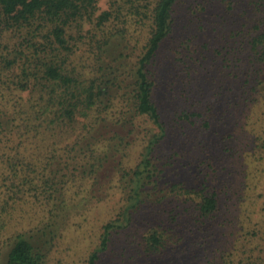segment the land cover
I'll return each mask as SVG.
<instances>
[{
    "label": "trees",
    "instance_id": "1",
    "mask_svg": "<svg viewBox=\"0 0 264 264\" xmlns=\"http://www.w3.org/2000/svg\"><path fill=\"white\" fill-rule=\"evenodd\" d=\"M99 1L0 0V264H53L71 213L88 202L75 205L81 190L74 193L70 184L108 177L114 170L120 175L116 189L122 195V211L103 225L97 246L82 264H107L102 255L115 246V235H125L127 247L133 246L128 253L134 251L135 239L140 240L148 224L146 213L153 224L130 255L133 264H264V219L253 218L258 184L252 186L264 169V118L253 123L245 115L249 118L242 128L251 129V144L242 139L232 148L240 161L252 158L251 174L242 176L241 187L218 173L213 160L221 150L200 140L201 135L193 140L183 133L169 143V154L164 147L171 129H210V120L198 127L195 118L202 120L205 108L212 115L227 108V102L219 100L225 87L215 88L216 79L203 74L210 62L204 54L208 43L200 53L189 37L176 51L186 100L179 107L183 110L175 111L172 126L163 119L150 66L176 30L177 7L186 1L159 0L151 10L149 0H136L130 14L137 23L149 19L150 33L141 56L123 74L116 63L123 68L128 54L115 56L112 50L109 62L103 56L114 46L106 27L122 15H98ZM249 9L241 31H232L230 44L240 37L233 58L224 57L220 65L212 61L227 82L231 77L230 106L234 100L238 103V96L254 102L264 95V0H251ZM202 18L190 19V27L203 29ZM87 24L93 27L87 32L90 44L98 45L95 64L90 60L97 52L81 53ZM119 35L114 40L127 41ZM129 80V86H122ZM205 87L215 91V102H208ZM121 89H127L128 106L118 117L112 110L114 94ZM229 110L223 111V120ZM143 123L149 128L142 131ZM134 146L142 147L138 162L130 160ZM193 168L195 178L190 176ZM30 204L38 218L29 221ZM163 212L167 215L162 220ZM121 258L125 262L127 256Z\"/></svg>",
    "mask_w": 264,
    "mask_h": 264
},
{
    "label": "rangeland",
    "instance_id": "2",
    "mask_svg": "<svg viewBox=\"0 0 264 264\" xmlns=\"http://www.w3.org/2000/svg\"><path fill=\"white\" fill-rule=\"evenodd\" d=\"M158 1L159 0H149V2L151 3V10ZM185 1V4H180V6L177 7L179 14L177 15L176 30L162 45L161 51L156 58V63L150 66V70L154 73L155 81L157 83L156 99L159 100L157 101L159 103V107H161L163 119L167 121L168 124L172 126L175 125L173 122V118L174 120H176L177 118V116L174 115L175 111L177 109H180L179 107L185 106L186 98L182 93L183 68L179 65L181 63L178 61V55L176 51L183 46V42L189 37H192L194 39V41L198 45L200 53L204 50L202 44L208 43L207 50L204 51V54L209 57L210 64L207 63L206 69L203 74L205 76L211 78L214 77L216 79L217 83L215 88H219L221 86L225 87V91H222L223 96L220 97L219 100L227 102V108H225V106H222V108L215 110L213 112V115L210 114L207 108H205L204 117L202 118V120H198L197 118H195L198 127H202V125L204 124V120H210V129L199 128L194 130V128L191 129L190 127L186 130L174 127L175 129H171L169 142L167 141L164 148L169 152V154H171L172 150L170 149L171 146L169 145V143H172L173 140L175 141L183 138V133H187V135L191 136L193 140L201 135L202 138L200 140L211 141L212 143L216 144L222 151H218L213 160L214 165L219 169L218 173L221 174V176H224V178H227L228 183L232 186L239 185L241 187V183L243 182L242 176H248V174H251L249 172L251 168L248 166V161H252V158H248V161H240L239 157L234 156L235 153L234 151H232V148L236 145H239L240 140L242 139L245 140L244 144H251V141L249 140V137L252 135V133L250 132L251 129L247 130L249 131L247 132L242 128V124L245 122L246 118H249L248 116L251 117L253 123H258L261 118H264V95L260 93L259 100L254 102H247V99L245 100L246 96H244V98L243 96H238V103L236 102V100H234L231 102L233 106H230L228 104V101H230L229 98L231 96L228 91V85L231 81V77L227 82V80L224 79V74L221 73L223 72V70H216L215 66L217 65L212 61L215 60L217 64L220 65L224 62V57L227 56L230 59L233 58L232 48L235 47V49H237V47L240 46L238 42L240 40V37L238 36L237 38H235V42L232 40V44H230L233 35L232 31H235L234 34L241 31L243 24L245 23V12L247 9H249L251 0ZM231 1H233L234 5L237 4V6L231 4ZM135 4H137L136 0H101L98 3V15L104 12H110L112 15L114 14L116 16H118V14L122 15L120 20L113 19L106 27V34H108L109 38L112 39V44L114 46L111 48L109 53L105 55L103 54V56H105L104 61L107 62H109V60L113 58L111 54L112 50L114 51L115 56L119 52H123L124 55H129L127 57L125 56L126 58L121 62L124 63L123 68L119 67L120 63H116L118 71L122 74L124 73V71H128L130 69L131 64L137 62L143 52V46L150 33L149 19L144 20L142 23H137L134 16L132 15L133 13L130 14V11L133 6L135 7ZM142 4H145V2H143ZM230 6H233V8H229ZM204 8L206 10L203 12L202 10H204ZM132 11L135 12L134 9H132ZM251 12V9H249V14H252ZM198 15L203 16V21L200 25L203 29H201L199 26H196L197 29L194 28L193 30L190 27L191 25L189 24V21L190 19H195ZM141 19L143 18H137V20L139 21ZM195 21L197 23L198 21H200V19ZM92 29V24H87L84 28L86 39L84 40V44H82L81 53H88L89 56L91 52H97V57L94 56L90 60L91 63L95 64L97 63L99 55L97 49L98 45H96V47H92L88 40L89 35H87V32ZM194 32H196L197 34L196 37ZM71 33L73 35H78L77 30H73ZM120 33L127 37L126 42L114 40L116 38H121L119 35ZM198 35L199 38H197ZM7 37L13 39L12 34H8ZM217 52L220 56L217 54ZM200 53L196 54V56L199 57ZM87 60L88 57L86 59V62ZM195 77L198 78L197 76ZM124 78H126V76L119 78L120 84L122 83L121 80ZM127 85H130V80L126 83L123 82L122 84V86ZM124 90H118V92H115L114 94L115 100L112 114H115L118 117L121 115L123 109L128 106V103L124 98L127 94V89ZM205 91L208 93L206 97L208 99V102H215L217 99V97L215 96V91H212L209 87H205ZM219 91V89L216 90L217 93H219ZM188 92L190 91L188 90ZM175 95L177 97V101L172 102ZM180 100H182L183 102ZM225 109L230 110L228 111V118L226 120H223V115L225 116L223 111ZM216 113L218 114V117L215 115ZM205 115H210V118ZM255 127L256 126H254V128ZM148 128L149 124L143 123L141 126L142 131ZM217 134L218 136H216ZM39 145H41V143H39ZM137 146H134L136 149H134V152L130 158L131 161L135 160L136 162H138L140 159L142 147ZM224 148H227L230 151L227 152L223 150ZM232 155L233 157L230 158ZM189 170L191 169L189 168ZM263 170L264 169H262V171H260V173L257 175V177L261 178L256 179L257 182L254 181L252 183V186L254 183L259 185H255L256 190L254 191V196L257 201V204L254 207V212L256 211V213L253 216L255 220L261 218L264 219ZM193 171L194 168L192 169V175L190 173V176L195 178L196 174ZM184 175L187 178L190 177L186 174ZM220 179L224 180L221 177ZM251 182L252 180L250 181V183ZM218 185L221 186V183H218ZM119 186L120 175L118 174L117 170L110 171L108 177L105 174L104 176L97 178V180L94 178L83 181L77 179L76 182H72L70 184V190H72L74 193L75 189L81 190V196L79 198H75V205L80 204L83 199H88V202L85 206L76 207L71 213V220H69L70 227L68 226L65 239L62 241L61 246L57 251V255L53 264L84 263L85 259L88 258V256L97 246L99 237L103 231V225L108 220H112L113 218L117 217L122 211V195L116 189ZM26 208L31 209L30 211H27V218H29V221L30 219L35 220L38 218L35 207H33V209L32 205L30 204V206H27ZM180 210L183 211V208H181ZM192 211L193 210H191V212ZM165 215L167 214H164L163 212L162 220L166 217ZM150 219L151 217L146 213V221L148 224H144L145 227L141 232L140 240L136 241L135 239L134 251L128 253V250L132 249L133 246L129 245V247H127L128 240L126 239L125 235H115V246L113 247V249H111V252L102 255V262H105L107 264H127V262H130L131 264H133L134 261L131 260L130 255L140 248L139 243L141 241V236L145 234L153 224L152 219L151 224L149 223ZM14 227L15 224H12L11 229H13ZM8 234L6 232V236ZM174 240L176 244V238ZM121 256H127L125 262H123Z\"/></svg>",
    "mask_w": 264,
    "mask_h": 264
}]
</instances>
